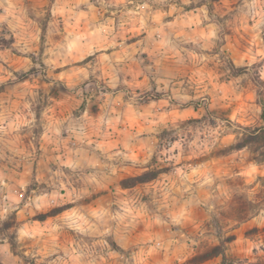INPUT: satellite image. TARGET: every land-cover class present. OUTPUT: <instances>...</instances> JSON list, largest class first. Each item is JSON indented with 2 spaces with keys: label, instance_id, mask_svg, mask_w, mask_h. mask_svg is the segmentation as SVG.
<instances>
[{
  "label": "clouds",
  "instance_id": "obj_1",
  "mask_svg": "<svg viewBox=\"0 0 264 264\" xmlns=\"http://www.w3.org/2000/svg\"><path fill=\"white\" fill-rule=\"evenodd\" d=\"M0 264H264V0H0Z\"/></svg>",
  "mask_w": 264,
  "mask_h": 264
}]
</instances>
